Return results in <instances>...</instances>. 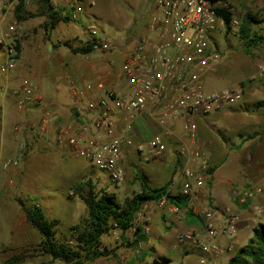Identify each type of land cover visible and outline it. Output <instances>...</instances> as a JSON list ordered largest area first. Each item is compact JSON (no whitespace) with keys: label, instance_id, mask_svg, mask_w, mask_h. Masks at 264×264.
I'll return each instance as SVG.
<instances>
[{"label":"built area","instance_id":"built-area-1","mask_svg":"<svg viewBox=\"0 0 264 264\" xmlns=\"http://www.w3.org/2000/svg\"><path fill=\"white\" fill-rule=\"evenodd\" d=\"M37 2L39 0H0L2 77H8L19 62L26 35L19 12ZM220 7L233 13L226 0L215 3L211 0H152L148 33L138 37L136 42L110 40L101 35L96 20L88 14L85 41L103 56L113 52L123 55L120 70L112 77L100 74L95 81H84L80 87L71 82L72 94L86 101L77 119L61 124L57 115L48 111L36 116L41 136L48 140L52 137V146L59 154L67 152L86 159L106 173L114 187L125 182L126 159L138 156L148 161L162 157L168 147L166 138L172 137L176 123L183 121L177 138L184 144L179 149V166L174 178L161 196L141 204L134 214L131 227L134 231L137 227L146 229V222L155 209L168 201L167 194L191 200L206 185L210 177L209 163L196 137L193 118L233 105L245 92L241 82L213 90H206L204 86L203 77L215 71L221 59L213 37L225 28L224 19L216 11ZM70 9L67 15L73 21L84 12L79 0H71ZM230 25L238 27L234 16ZM67 79L70 81L69 76ZM8 88L19 95L16 108L20 112L41 106L42 99L30 80H23L19 86H6L3 91ZM142 119L159 129L146 142L136 140L135 127ZM31 123V119L19 118L14 130L22 138ZM18 161L19 152L2 167L8 169ZM234 193L245 203L259 195L261 189L257 185H243L236 187ZM174 209L178 207L174 205ZM255 210L264 213V204ZM197 214L203 220V231L185 229L178 233L176 244L197 246L210 256L220 257L230 251L232 247L221 246L217 238L236 233L239 215L210 205L198 209ZM206 261L201 258L199 263L206 264ZM215 264L225 263L220 260Z\"/></svg>","mask_w":264,"mask_h":264},{"label":"rangeland","instance_id":"rangeland-1","mask_svg":"<svg viewBox=\"0 0 264 264\" xmlns=\"http://www.w3.org/2000/svg\"><path fill=\"white\" fill-rule=\"evenodd\" d=\"M53 1L60 3L62 0ZM151 1L81 0L91 15L90 17L96 20L101 35L107 36L110 40L125 42H130L133 39L137 40L140 33L145 32L149 14L151 13ZM226 1L232 7L234 17L238 20V27L231 28V30L225 27L220 31L221 34L217 32L218 48L222 51L220 54L221 59L215 71L208 72L203 77L204 86L206 90L218 89L220 86L229 83L227 78L229 77L232 80L230 83L241 82L244 85L245 91L249 81L254 88L264 90V42L252 48L251 53L248 54L244 50L240 37V28L245 24L244 17L249 12L256 20V22L251 23V30L264 34V0ZM67 9L71 10L70 7ZM41 11V6L37 2L30 5L26 10L19 12V16L22 17L24 23L28 20L29 23H32L30 29L27 27L25 29L26 35L23 44L29 35H32L34 32H41L44 29L40 21L43 19L46 20V17L42 15ZM88 21V18L82 16V22L77 19L76 21L70 22L68 26L72 31L80 34L83 30L85 31V26ZM56 35V30L47 31V37H50V39L54 40ZM62 35L67 36L64 31H62ZM42 36L45 37L43 34ZM70 41L75 44H80L85 39L81 38L79 40V38L74 37ZM42 46L43 51L41 53H37L36 50L32 54H29V46L23 49L25 57L24 69L28 70L27 67H30L33 62H42L44 60L46 68L41 66L36 76L31 77L34 81L42 84L41 89L43 93L50 98L56 97L58 101L69 98V89H71L72 83L80 87L84 81L96 80V70L112 69L118 72L122 65V60L116 53L103 56L94 50L85 55H73L67 51V62H73L75 67L69 70L63 65L60 68L57 65L56 59L50 62L54 54L52 52V45L47 43V39L44 38ZM22 48L20 49L21 56L23 55ZM62 50L66 51V48L63 47ZM258 64L262 65V72ZM67 75L70 77V81L67 79ZM223 75L226 76L217 79ZM1 80L2 75L0 74ZM30 81L33 82L32 80ZM22 82L23 80H20L16 86L21 85ZM7 92L9 93V88ZM225 112L224 110L220 113H211L205 118L198 119L199 126L202 129L209 128L210 133L216 136L222 145L224 143L220 139L221 134L231 141L238 139L231 129L220 125L221 122L228 121L225 118ZM211 125L216 126L221 134L213 130ZM141 129H143V133H140V130L137 131L138 134H141L142 139L139 138L137 141L141 140L142 142H146L149 135L148 130L144 126ZM25 140L24 134L21 138V141L24 142L23 144L26 143ZM18 152L19 155H25V146L21 149L18 148ZM48 153L50 155L47 154V161L38 166L40 171L37 173L35 185L33 187L30 185L32 190L29 188V183H26L18 174L19 171L25 169L24 165L20 163L21 161L16 162V164L8 169H3L2 164L10 159L5 160L0 157V208L4 206L9 213V218L7 219H4L0 213V264H3L6 259L14 255L19 258L18 264H66L63 261L51 259L50 255L41 251V235L27 222L24 211L17 202L18 200L22 201L25 206H29L32 203L41 206L47 218L57 220L55 224L57 237L67 238L70 237V226L79 223L83 217L87 216V208L80 197V194L85 189H77L79 182L87 180L88 177L96 176L105 182L103 183L98 180L99 182L97 181L95 183L93 178V183L97 191L108 187V189H112L118 200L122 201L126 195L132 196L139 191L138 184L140 181L135 177L132 179L131 175H142L143 171L151 170L154 165H161L162 167L159 171V177H154L155 185L162 184L164 182L163 180L170 175V154L164 160L157 159L154 162L150 161V163L137 159L135 162L136 165H132L130 161H127L126 165H124L129 170L127 179L121 186L114 187L107 175L90 166V163L86 159L71 156L67 152L58 154L54 150H49ZM151 223L156 225V229L159 232L165 231L161 221H157L156 223L153 221ZM133 234L134 229H129L125 239H123L119 230H110L102 236V243L113 249L116 255L100 257L94 261L86 260L83 264L152 263V260L155 259L150 258L151 252L144 253L147 251L146 244L141 243V245L137 244L135 246L130 244L129 241L133 239ZM152 238L153 241H151L150 245H155L157 240L155 237ZM241 241L244 243L246 238L244 239L242 237ZM170 255L171 263L169 264H195V261H197L196 253L186 255L182 250H170ZM159 263L163 264L161 262Z\"/></svg>","mask_w":264,"mask_h":264},{"label":"crops","instance_id":"crops-1","mask_svg":"<svg viewBox=\"0 0 264 264\" xmlns=\"http://www.w3.org/2000/svg\"><path fill=\"white\" fill-rule=\"evenodd\" d=\"M50 2L60 9L65 8L66 12L70 11L67 8H71V0H62L60 3L50 0ZM79 4L82 5L84 9V12L79 15V19L82 22V16L87 18L89 13L85 7V4L82 3L81 0H79ZM44 21L45 19L40 22L43 24ZM70 22L59 20L53 29L48 30L49 32L52 30H56L57 35L55 36L56 38L54 40L50 39V37H47V32L44 31L45 29H43L41 32H34L32 35H29L27 37V40L23 44V55L21 56L20 54L17 67L8 75V77H2V80L0 81V157L5 160L12 159L16 154H18V148L21 149L25 146L26 154L23 156L21 154L19 155V161H21L20 163L24 165L25 169L19 171L18 174L26 183H29V188L35 185V181H37V173L40 171L38 169V166L44 164V162L47 161V154L50 155V153H48L49 150H54L55 152H57V150L52 146V137L49 140L44 139L38 131V128L36 127L38 118L36 116L44 111H48L57 115L58 123H67L69 120L74 118L77 119L79 117V115L84 110V107L86 106V101L73 95L71 89H69V98H65L62 101H58L56 97L50 98L48 97V95L43 93L41 89L42 84L38 81H34L31 76H36L41 66H44L46 68L44 64L45 62L44 60L42 62H33L30 67H27L28 70H25V57L23 49L29 46V54H32L36 50L37 53H41L43 51L42 43L45 38L47 39V43H50L53 48L52 52L54 55L52 56L50 62L53 59H56L57 65L60 68H62L64 65V67L71 70L75 67V64L70 61L67 62V51L73 55L78 53L70 52V49L64 45V42L67 40H73L74 37L79 38V40L81 38L85 39L87 35L85 32L86 30H83L80 34L72 31L68 26ZM25 24V27H27L28 29H30L32 26V23H29V20L25 21L24 25ZM62 31H64L67 36L62 35ZM146 31H148V28L145 29V32ZM145 32L143 31L142 33H140V36L148 33ZM42 34L45 37H43ZM39 35H41L42 37ZM216 35L217 34L213 36L215 45L216 48L222 53V51L218 48L219 42ZM130 42H136V40L133 39ZM63 47L66 48V51L62 50ZM114 53L116 52H113L111 54ZM117 56H119L121 60L123 59V55L117 54ZM258 66L261 67L262 65L258 64ZM114 72L115 71H113L112 69H100L98 71L96 70L95 78H97L100 74L112 77ZM224 76L226 75L219 76L217 79L223 78ZM227 78L230 83L232 80L229 79V77ZM25 79L33 81L36 93L42 99V104L41 106H34L20 112L16 108V102L19 98V95L14 94L10 89L9 93L5 90L3 91V88H5L6 86L14 87L20 80L22 81ZM225 85H222L219 88ZM224 110L226 111L224 113L226 114L225 118H227L228 121L224 123L221 122L220 125L226 126L231 129V131L234 132L235 136H237L238 139L236 141H231L230 139L222 135L217 130L218 128L216 126L211 125V127H213V130L217 131L218 134H221L220 139L224 143L222 145L219 142V139L210 133L209 128L202 129L198 124V119L207 117L209 113L193 118V123L196 126V137L202 143V151L208 159L210 177L206 179V185L200 189L195 198L191 200L187 199L186 208H178L177 210H175L173 203L167 201L165 204H163L162 207L156 208L152 213L151 217L148 219V222H146V229L143 230L146 238L145 240L138 242L139 245H141V243L146 244L147 251H145L144 253L151 252L150 258L155 259L152 260V263L150 264H160L159 262L163 264L171 263L170 250H182V252L186 255H188L189 253H196L197 261H195V264H201L199 263L201 258H205L207 260L206 264H215L220 260L224 261L225 263L234 254V251L237 247L248 242L249 238L252 235L253 227L258 225L259 223L264 224V213L259 214L255 210L257 206H259L260 204H264V90L254 88L252 86V83L249 81L247 83L246 91L243 92V96L239 102L230 106H226L221 110L212 113H220ZM227 115L229 118L226 117ZM19 118H28L31 119L32 122L24 132L26 139L25 144H23L24 142L21 141L19 133L14 130V125L17 123ZM182 125L183 121L177 122L175 127L173 128L174 135L172 137L169 136L166 138L168 147L162 157L149 159L148 161H144L138 156L134 158L129 157L125 160L124 165H126L127 161H130L132 165H136L135 162L137 159L147 163H150V161L154 162L157 159L164 160L167 155L170 154V175L167 176L165 180H163L164 182L162 184L155 185L154 182V177H159V171L162 168L161 165H154L152 166V168L150 167L151 170L143 171L141 175L144 179L147 180L151 187H160L165 184H170L174 178L177 166H179V149L184 144L180 139L177 138V136L182 131ZM142 126H144V128H147L149 134L148 138L159 131V129H157V127L151 122L146 119H142L137 123L135 127V131L137 134L136 140L139 138L142 139V137L140 136V133H143V129H141ZM137 130H140L139 134ZM138 142L142 141L140 140ZM124 165L123 167L125 170L126 181L129 170ZM90 166L94 167L91 164ZM94 169L96 168L94 167ZM131 176L132 179L134 177L137 178L136 174ZM90 178H92V180L94 178L95 183H97L98 180L105 183L102 179L97 178L96 176H91ZM140 184L141 182H139L138 184L139 191L141 188ZM243 185H257L261 189V193L251 199H248L245 203L240 202L237 199V195H235L234 193V189ZM103 189L107 192H112V194L115 195L112 189L110 190L108 189V187H104ZM30 190L32 189L30 188ZM205 205H210L220 210H228L231 213L238 214L240 217V221L237 224V231L233 236L223 235L217 238V242L221 246L232 247L230 251H227L220 257L207 255L197 246L176 244L178 233L185 229H195L200 232L203 231V220L197 214V211ZM187 209H189L192 214H187ZM0 213L4 219L9 218V213L4 206L0 208ZM153 221H155V223L157 221H161L162 225L165 228V231L159 232L156 229V225L151 223ZM152 237H155L157 240L155 245H150L151 241H153ZM242 237L244 239L246 238V241L244 243L241 241Z\"/></svg>","mask_w":264,"mask_h":264},{"label":"trees","instance_id":"trees-1","mask_svg":"<svg viewBox=\"0 0 264 264\" xmlns=\"http://www.w3.org/2000/svg\"><path fill=\"white\" fill-rule=\"evenodd\" d=\"M212 3L222 0H211ZM41 13L46 17L43 23L44 31L47 32L55 27L57 22L73 21L66 12L54 6L50 0H39ZM229 4V3H228ZM229 6H231L229 4ZM225 22V27L231 30L230 21L234 14L224 7L216 9ZM22 20V17L18 15ZM23 21V20H22ZM256 22L254 16L249 12L244 17V25L240 28V37L244 50L250 54L251 49L264 42V34L253 32L250 28L251 23ZM72 53L88 54L94 49L88 42L75 44L70 40L64 42ZM22 48V45H21ZM20 48V49H21ZM140 180L141 188L139 192L132 196H126L122 202L118 201L112 192H107L103 188L96 190L92 178L78 183L77 189H85L80 197L87 208V216L83 217L77 224H72L69 228L70 237L58 238L55 224L57 220L49 219L41 206L32 203L25 206L22 201L18 204L24 211L27 222L34 227L41 235V251L50 255L51 259L60 260L66 264H83L86 260L94 261L100 257L115 256V251L102 243V236L110 230L120 231L123 239L132 227L135 212L142 203L152 201L161 196L167 184L160 187H151L146 179L136 174ZM167 200L178 208H186L187 198L179 195L167 194ZM187 214H192L189 209ZM146 235L141 227H137L134 232L132 245H137L139 241L145 240ZM19 258L14 255L6 259L3 264H18ZM225 264H264V224L259 223L252 229V235L248 242L237 247L234 254Z\"/></svg>","mask_w":264,"mask_h":264}]
</instances>
